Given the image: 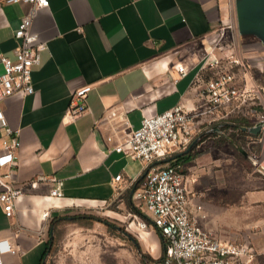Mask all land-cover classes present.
I'll list each match as a JSON object with an SVG mask.
<instances>
[{
    "label": "crops",
    "instance_id": "0c3cea01",
    "mask_svg": "<svg viewBox=\"0 0 264 264\" xmlns=\"http://www.w3.org/2000/svg\"><path fill=\"white\" fill-rule=\"evenodd\" d=\"M30 7L24 1L0 0V73L1 56L15 57L19 45L15 31ZM231 20L237 21L236 1L229 0H50L38 11L32 31L46 47L34 67V92L18 91L3 103L5 121L18 130L21 140L14 178L23 188L12 216L0 205V240L12 247L2 254L4 264H41L55 215L75 205L117 199L122 204L127 192L131 200V183L140 179L144 162L109 149L106 137L119 140L139 127L144 112H163L180 103L195 106L197 91L207 78L203 71L211 69L209 61L232 50L231 33L222 28ZM245 55L258 63L262 60L255 49H245ZM178 62L185 64V75L177 70ZM263 65L252 69L260 84ZM85 84L93 86L89 109L71 120L67 112L72 93ZM220 123L202 117L194 130L203 133ZM5 134L0 123V142ZM220 135L213 130L190 149L168 157L181 166L191 192V213L204 227L209 226L208 212L203 211L201 194L215 175ZM41 174L56 175L63 195H51V182L29 184ZM118 174L121 180L114 179ZM248 197L264 199V188L248 191ZM140 215L150 222L149 229L161 234L150 218ZM243 239L256 246L251 238Z\"/></svg>",
    "mask_w": 264,
    "mask_h": 264
},
{
    "label": "built area",
    "instance_id": "2783aa9c",
    "mask_svg": "<svg viewBox=\"0 0 264 264\" xmlns=\"http://www.w3.org/2000/svg\"><path fill=\"white\" fill-rule=\"evenodd\" d=\"M5 1L31 4L15 31L19 41L15 57L1 56L4 69L0 73V123L6 134L0 142V167L7 166L9 170L0 171V205L8 216H12L15 201L23 193V188L16 185L14 178L21 140L18 130L5 121L3 103L18 91L34 92L33 71L41 61V51L46 43L32 31V23L38 11L48 6L50 0ZM229 1L234 4L235 0ZM222 28L231 33L229 42L232 50L222 57L215 54L209 61L208 66L216 71L200 85L195 106L186 107L180 103L163 112H144L139 127L124 132L119 140L113 135L106 137L109 149L130 154L144 162L143 177L141 175L140 181L134 185L131 183L136 185L132 198L135 205L147 211L145 217L151 219V225L161 231L165 240L162 264H254L260 254L251 240L223 239L196 221L190 210L191 192L186 176L179 164L167 160L173 153L188 148L194 140L199 141L203 135L213 131L211 129L215 127L196 133L195 124L202 117L219 120L218 128L230 133L224 126L232 117L246 116L252 124L245 126H261L258 139L254 140L260 143V151H248V156L259 172L258 165H264V87L255 81L252 70L256 67L261 69L260 64L264 61L262 59L258 63L245 55L236 20L225 23ZM211 52L214 53V49ZM176 68L181 75L187 72L183 62L176 63ZM92 88L91 84H85L74 90L67 112L69 119L75 120L88 111V94ZM123 124L128 126L129 122L125 120ZM114 179L121 180L122 175L118 174ZM40 182L52 183L51 195H63L56 175L41 174L29 184L36 187ZM142 220L143 227L150 225L148 220ZM11 248L7 240H0V264H4L2 254Z\"/></svg>",
    "mask_w": 264,
    "mask_h": 264
},
{
    "label": "rangeland",
    "instance_id": "374dc122",
    "mask_svg": "<svg viewBox=\"0 0 264 264\" xmlns=\"http://www.w3.org/2000/svg\"><path fill=\"white\" fill-rule=\"evenodd\" d=\"M261 75L264 87L263 71ZM226 134H223L226 139L221 138L216 143L219 151L215 175L202 189L203 211L208 212L209 226L206 227L225 239L251 238L261 251L255 264H264V199L248 197V191L264 188V176L245 154L255 149ZM129 201L126 199L121 204L117 199L102 204L75 205L62 213L60 221L54 224L51 248L42 264H162L161 234L149 229V225L143 227L138 211L143 216L147 211ZM52 226L51 222L50 230ZM117 226L136 236L140 249ZM146 239L154 243L155 248ZM149 256L154 260L150 261Z\"/></svg>",
    "mask_w": 264,
    "mask_h": 264
},
{
    "label": "water",
    "instance_id": "95a60500",
    "mask_svg": "<svg viewBox=\"0 0 264 264\" xmlns=\"http://www.w3.org/2000/svg\"><path fill=\"white\" fill-rule=\"evenodd\" d=\"M235 1H236L237 24H238L239 39L241 46L244 50L248 48L255 49L261 54L262 59L264 61V0H235ZM242 128L254 134H258L260 132L261 126L260 125L251 126V127L243 126ZM211 130H216L222 134L227 135L226 132H222V130L218 127L213 128ZM209 131L210 130L206 132ZM197 141H198L197 139L194 140L190 144L188 149H190ZM241 150L244 151L243 147H241ZM245 154L248 155L249 154L248 151H245ZM249 158L252 160L251 157ZM167 160L170 159L168 158ZM258 169L264 175V165L259 164ZM135 187L136 185L130 191L131 200ZM117 228L121 230L126 236H128L132 240V242L137 246V248L140 249V242L138 241L136 236L132 235L126 229H122L120 226H117ZM50 231H51L50 245L47 253L44 256V259L51 248V244L54 236V224L51 227ZM43 262L44 260L42 261V263Z\"/></svg>",
    "mask_w": 264,
    "mask_h": 264
},
{
    "label": "trees",
    "instance_id": "16d2710c",
    "mask_svg": "<svg viewBox=\"0 0 264 264\" xmlns=\"http://www.w3.org/2000/svg\"><path fill=\"white\" fill-rule=\"evenodd\" d=\"M216 71V69H206L203 71L204 75L208 78L210 77V75L214 74ZM261 109V106L259 107ZM252 121L251 119H249L246 116H234L232 117L230 123H227L224 128H226L227 130L229 128H231V130L229 131L230 135L233 136L235 138V140H237L238 142H242L244 144L249 143L251 147H253L256 152L260 151V143L258 141H254L258 139L257 134H253L247 130H244L242 127L245 125H251ZM220 138L226 139L224 135H220ZM141 179V177H140ZM140 179L137 181L139 182ZM128 193L126 194V198H127V202L130 203L129 198H128ZM141 213V211H138ZM60 216L61 215H55L54 218L52 219V223L55 224V226L57 225V223L60 221ZM161 232V231H160ZM49 245H50V238L48 240V246L46 249L45 254L47 253L48 249H49ZM149 260L153 261L154 259L149 256ZM42 264V263H41Z\"/></svg>",
    "mask_w": 264,
    "mask_h": 264
},
{
    "label": "bare ground",
    "instance_id": "6f19581e",
    "mask_svg": "<svg viewBox=\"0 0 264 264\" xmlns=\"http://www.w3.org/2000/svg\"><path fill=\"white\" fill-rule=\"evenodd\" d=\"M147 229V228H146Z\"/></svg>",
    "mask_w": 264,
    "mask_h": 264
}]
</instances>
